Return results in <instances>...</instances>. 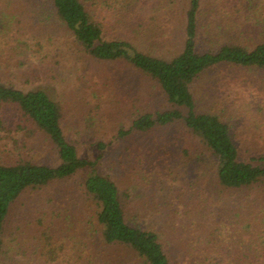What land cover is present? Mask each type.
Instances as JSON below:
<instances>
[{"label":"rangeland","instance_id":"374dc122","mask_svg":"<svg viewBox=\"0 0 264 264\" xmlns=\"http://www.w3.org/2000/svg\"><path fill=\"white\" fill-rule=\"evenodd\" d=\"M215 1L204 0L201 25L206 42H222L234 34L230 22L226 24L221 14H213ZM246 1L224 0L222 6H241L248 4ZM102 2L98 3L99 10ZM34 4L30 0H0V14H18L22 20L18 25L26 27L22 38L30 43L22 54L0 55L4 81L17 87L44 88L58 100L69 135L84 156L94 159L98 155L94 143L108 144L100 170L129 190L130 211L143 226L159 225L156 226L163 239L171 241L174 264L195 263L198 259L207 264H233L245 249L263 248L264 194L255 193L241 202L235 192L222 191L210 153L179 126L120 137L139 112L164 105L160 89L124 62L99 61L86 54L48 1L39 9ZM187 6L188 0L131 3L122 8L120 19L109 20L105 35L125 37L145 52L170 59L183 46ZM234 13L243 21L247 19L243 26L249 36L263 39L264 33L250 19L253 14L247 7L244 12ZM219 21L224 22L226 31L213 37ZM193 91L200 111L216 113L230 125L244 156L264 151L263 72L219 67L204 73L193 85ZM7 111L0 126V162L26 159L55 164V154L46 138L32 128L22 129L19 114L11 108ZM185 148L189 153H185ZM75 180L28 191L16 202L6 226L0 264H110L103 261L110 250L98 254L92 237L84 246L79 245L86 233L90 235L84 230V223L62 225L70 205H76V212L84 211V207L89 214L94 211L90 202L83 204L85 200ZM52 196L54 202L49 204L45 216L46 227L54 223L50 226L49 251L37 238L45 226L40 224V212L36 210ZM238 212L242 213L243 225L231 222ZM74 220L80 219L74 216ZM43 252L56 259L51 260ZM244 260L248 262L247 255L241 258Z\"/></svg>","mask_w":264,"mask_h":264},{"label":"trees","instance_id":"16d2710c","mask_svg":"<svg viewBox=\"0 0 264 264\" xmlns=\"http://www.w3.org/2000/svg\"><path fill=\"white\" fill-rule=\"evenodd\" d=\"M32 1L38 9L48 1L66 31L86 54L99 61L124 62L160 89L164 105L139 112L129 130L122 131L120 137L134 132L150 134L160 128L179 126L210 153L214 161L215 179L222 191L235 192L241 202H246L255 193L264 194V151L244 156L235 142L230 125L216 113L200 111L193 91V85L204 73L219 67L264 73V37L258 40L249 36L243 26L247 19L243 21L234 13L244 12L247 7L248 12L253 14L250 19H254L264 33V0H247L248 4L243 3L241 6L232 3V7L228 4L222 6L224 0H216L213 14H221L226 24L230 22L228 24L234 33L222 42L215 39L206 42L203 39L201 16L204 13V0H188L184 11L183 46L170 59L145 52L125 37L107 38L105 35L109 20L120 19L124 8L141 0H102L104 9L100 10V0ZM19 23L22 20L14 11L0 14V55L12 57L30 48V43L22 38L26 27L19 26ZM223 26L222 21L216 24L213 37L226 31ZM2 69L0 65V126L8 108L16 111L22 129L32 128L50 143L56 163L26 159L14 163L0 162V261L6 226L16 202L28 191L76 179L75 185L85 200L83 204L90 202L94 209L89 214L84 206V211L77 212L76 205L67 208L68 217H65L62 225L67 227L75 226L76 222L84 223V230L90 233L79 240V245L84 246L92 237L96 241L94 248L98 254L103 255L102 251L110 250L108 258L103 259L110 264L116 261L120 264H174L170 239H163L156 223L155 228L143 226L130 211L129 190L122 188L114 177L100 170V161L104 158L108 144L98 141L94 143L98 151L96 158L84 156L76 140L69 135L61 103L44 88L17 87L4 81ZM261 114L264 118V113ZM184 151L189 153L188 148ZM51 202H54L53 196L38 205L36 210L40 212V224L45 226L37 238L49 251L52 244L50 226L54 223L46 227L45 216ZM241 214L238 212L231 220L233 225L242 224ZM74 216L80 220L75 221ZM45 254L51 260L56 259L43 252ZM245 255L248 262L241 261ZM200 260L188 264H207ZM230 263L224 261L210 264ZM245 263L264 264V247L247 248L233 261V264Z\"/></svg>","mask_w":264,"mask_h":264}]
</instances>
